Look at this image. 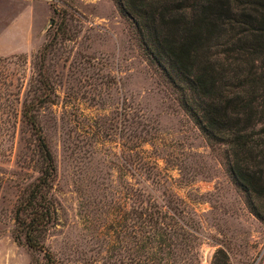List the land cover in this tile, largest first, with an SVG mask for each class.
I'll return each instance as SVG.
<instances>
[{"label": "rangeland", "instance_id": "rangeland-1", "mask_svg": "<svg viewBox=\"0 0 264 264\" xmlns=\"http://www.w3.org/2000/svg\"><path fill=\"white\" fill-rule=\"evenodd\" d=\"M21 3L17 30L0 37V71L10 89L22 80V96L33 56L50 41L52 103L41 105L38 119L56 165L50 190L56 221L44 237L55 264H129L128 253H104V246L114 243L109 223L123 193L130 198L144 185L157 203L176 199L193 218L197 259L190 264H263L264 225L219 163L220 149L207 145L146 64L113 0H0L1 22ZM19 53L25 60L12 58ZM4 112L0 264H37L40 254L11 238L13 205L36 175L33 136L18 111ZM143 171L144 185L136 174Z\"/></svg>", "mask_w": 264, "mask_h": 264}, {"label": "trees", "instance_id": "trees-1", "mask_svg": "<svg viewBox=\"0 0 264 264\" xmlns=\"http://www.w3.org/2000/svg\"><path fill=\"white\" fill-rule=\"evenodd\" d=\"M113 2L146 64L171 89L207 145L220 149L219 163L248 212L264 225V0ZM50 46L45 42L33 56L22 96V80L10 89L13 83L0 71V110L8 117L19 112L36 154V175L13 205L11 238L39 253L37 264H55L44 237L56 221L50 195L56 165L38 119L41 105L52 103ZM11 56L25 60L20 53ZM147 173H136L142 185ZM144 186H136L130 198L124 192L113 209L109 241L114 243L105 245L104 253H128L129 264H190L197 259L191 251L193 218L176 199L157 203Z\"/></svg>", "mask_w": 264, "mask_h": 264}, {"label": "crops", "instance_id": "crops-1", "mask_svg": "<svg viewBox=\"0 0 264 264\" xmlns=\"http://www.w3.org/2000/svg\"><path fill=\"white\" fill-rule=\"evenodd\" d=\"M20 10L19 12H16V14L7 22L2 23L0 20V37L4 36L5 34H8L9 32L13 31V30H17L16 26L17 21L20 20L23 17V6L22 3L20 4ZM4 16V15H3Z\"/></svg>", "mask_w": 264, "mask_h": 264}, {"label": "water", "instance_id": "water-1", "mask_svg": "<svg viewBox=\"0 0 264 264\" xmlns=\"http://www.w3.org/2000/svg\"><path fill=\"white\" fill-rule=\"evenodd\" d=\"M52 22V20L51 19H49V23H51Z\"/></svg>", "mask_w": 264, "mask_h": 264}]
</instances>
